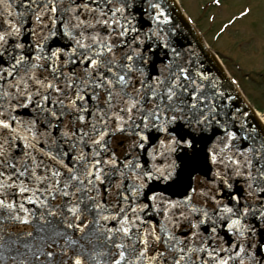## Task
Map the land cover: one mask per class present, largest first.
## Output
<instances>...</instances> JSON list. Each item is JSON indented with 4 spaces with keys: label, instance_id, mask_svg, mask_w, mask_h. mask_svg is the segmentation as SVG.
I'll return each mask as SVG.
<instances>
[{
    "label": "snow or ice",
    "instance_id": "snow-or-ice-1",
    "mask_svg": "<svg viewBox=\"0 0 264 264\" xmlns=\"http://www.w3.org/2000/svg\"><path fill=\"white\" fill-rule=\"evenodd\" d=\"M174 8L0 0V264H264V116Z\"/></svg>",
    "mask_w": 264,
    "mask_h": 264
},
{
    "label": "rangeland",
    "instance_id": "rangeland-1",
    "mask_svg": "<svg viewBox=\"0 0 264 264\" xmlns=\"http://www.w3.org/2000/svg\"><path fill=\"white\" fill-rule=\"evenodd\" d=\"M177 1L234 76L246 101L264 116V0H226L222 8L207 5L212 0ZM245 8L250 9L249 15L217 38L222 24Z\"/></svg>",
    "mask_w": 264,
    "mask_h": 264
},
{
    "label": "water",
    "instance_id": "water-1",
    "mask_svg": "<svg viewBox=\"0 0 264 264\" xmlns=\"http://www.w3.org/2000/svg\"><path fill=\"white\" fill-rule=\"evenodd\" d=\"M174 3H175V8L172 11V15L175 19V22L178 25H180V28L182 31V35L177 36L176 39L179 40L180 43H182V44L191 43L192 47L196 48L198 52L200 50V47H203L204 51L200 52V56L202 59L205 60L206 66L209 67L210 69H212V71L215 74H217L218 76H220L222 78V80L229 81L230 79L228 78L224 69L220 65L215 54L206 46L203 39L198 34L196 29L193 27V25L191 23H188V20L186 19V17L182 13V11L179 8V6L177 5V3L175 1H174ZM185 25H186V27H185ZM183 37H187V40H185ZM197 41H200L199 45H198ZM213 61H215V63H212ZM232 89H233V95L237 97V99L234 101V103L238 107H240L241 109L250 112V115H249L250 121L259 120V118L256 115L255 110L245 100V98L243 97V94L237 90L235 85L232 86Z\"/></svg>",
    "mask_w": 264,
    "mask_h": 264
},
{
    "label": "bare ground",
    "instance_id": "bare-ground-1",
    "mask_svg": "<svg viewBox=\"0 0 264 264\" xmlns=\"http://www.w3.org/2000/svg\"><path fill=\"white\" fill-rule=\"evenodd\" d=\"M256 115H258L259 119L261 118L258 112H256Z\"/></svg>",
    "mask_w": 264,
    "mask_h": 264
}]
</instances>
